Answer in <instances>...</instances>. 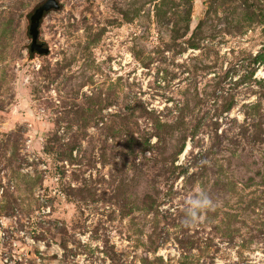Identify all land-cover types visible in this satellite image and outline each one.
Returning <instances> with one entry per match:
<instances>
[{
  "label": "rangeland",
  "instance_id": "1",
  "mask_svg": "<svg viewBox=\"0 0 264 264\" xmlns=\"http://www.w3.org/2000/svg\"><path fill=\"white\" fill-rule=\"evenodd\" d=\"M42 1L0 0V264H264V0H59L30 58Z\"/></svg>",
  "mask_w": 264,
  "mask_h": 264
},
{
  "label": "water",
  "instance_id": "2",
  "mask_svg": "<svg viewBox=\"0 0 264 264\" xmlns=\"http://www.w3.org/2000/svg\"><path fill=\"white\" fill-rule=\"evenodd\" d=\"M59 0H43L35 5L27 16L28 25L26 28V35L29 39L28 54L33 57L34 54L47 55L49 49L45 46L43 41H40V26L44 17L52 11L60 9Z\"/></svg>",
  "mask_w": 264,
  "mask_h": 264
},
{
  "label": "clouds",
  "instance_id": "3",
  "mask_svg": "<svg viewBox=\"0 0 264 264\" xmlns=\"http://www.w3.org/2000/svg\"><path fill=\"white\" fill-rule=\"evenodd\" d=\"M214 206L213 200L205 193H201L199 196L189 199L187 202L185 223L194 224L198 220L201 210Z\"/></svg>",
  "mask_w": 264,
  "mask_h": 264
}]
</instances>
